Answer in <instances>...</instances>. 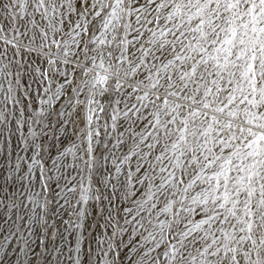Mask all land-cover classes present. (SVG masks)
I'll return each mask as SVG.
<instances>
[{
  "label": "snow or ice",
  "instance_id": "1",
  "mask_svg": "<svg viewBox=\"0 0 264 264\" xmlns=\"http://www.w3.org/2000/svg\"><path fill=\"white\" fill-rule=\"evenodd\" d=\"M0 264H264V0H0Z\"/></svg>",
  "mask_w": 264,
  "mask_h": 264
}]
</instances>
